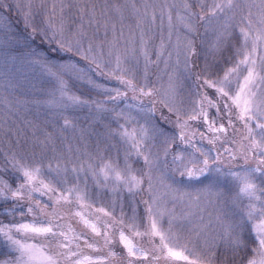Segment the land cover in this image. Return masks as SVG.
Returning a JSON list of instances; mask_svg holds the SVG:
<instances>
[{"label": "snow or ice", "instance_id": "1", "mask_svg": "<svg viewBox=\"0 0 264 264\" xmlns=\"http://www.w3.org/2000/svg\"><path fill=\"white\" fill-rule=\"evenodd\" d=\"M0 13V264H264V0Z\"/></svg>", "mask_w": 264, "mask_h": 264}, {"label": "rangeland", "instance_id": "2", "mask_svg": "<svg viewBox=\"0 0 264 264\" xmlns=\"http://www.w3.org/2000/svg\"><path fill=\"white\" fill-rule=\"evenodd\" d=\"M10 2H14V0H10ZM21 2H25V0H21ZM2 15L3 14L0 13V16H2ZM5 25H7V27L12 29L13 31H20L23 29L22 18L17 13L10 14L7 21L0 19V35L3 34V29H4ZM152 71H153V73H155L156 69L153 68ZM29 76L31 79L36 80L39 78V73H38V71L36 73L29 72ZM101 82H103V80H101ZM74 83H75V86L73 88V91H76L78 93H82L84 95L97 96V93L91 92L85 84H82L79 81H76ZM86 111H87V109H83L82 112H78L77 114L82 115L83 112H86ZM89 183L91 184V181H89ZM118 210L119 209H117V211ZM0 219L7 220V218L2 216V215H0ZM4 251L5 250L2 247H0V259H5ZM179 264H183V262H179Z\"/></svg>", "mask_w": 264, "mask_h": 264}]
</instances>
